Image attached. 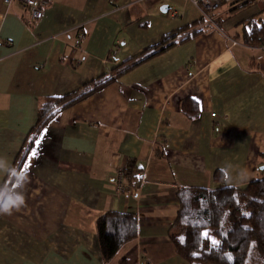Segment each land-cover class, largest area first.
Here are the masks:
<instances>
[{"label":"crops","instance_id":"obj_1","mask_svg":"<svg viewBox=\"0 0 264 264\" xmlns=\"http://www.w3.org/2000/svg\"><path fill=\"white\" fill-rule=\"evenodd\" d=\"M261 1L182 41L192 29L178 33L119 73L122 61L198 19L191 0H49L33 21L19 1L0 0V195L24 199L0 213V264H188L170 238L177 190L242 186L262 170L264 38L247 45L237 30ZM79 30L80 49L69 48ZM112 75L37 130L43 97ZM188 96L194 117L180 107ZM130 159L141 171L118 191L109 179ZM108 210L133 212L136 236L104 262L95 220Z\"/></svg>","mask_w":264,"mask_h":264},{"label":"trees","instance_id":"obj_2","mask_svg":"<svg viewBox=\"0 0 264 264\" xmlns=\"http://www.w3.org/2000/svg\"><path fill=\"white\" fill-rule=\"evenodd\" d=\"M202 24L208 26L204 29L201 28ZM211 27L210 22L200 15L179 31L166 32L157 43L145 47L137 56L122 61L118 72L174 44L178 33L180 35L192 29L186 36L178 37V41H182ZM259 31L260 27L256 24L254 27L243 25V42L251 46L260 45L263 38ZM128 61L129 64H125ZM116 75L88 82L63 95L43 97L39 105L37 130L63 109L100 90ZM180 107L188 117H194L198 112V102L191 96L185 97ZM258 156L264 165V150H259ZM141 168L135 160L130 159L123 166L124 176L136 178ZM213 178L223 181L224 174L216 169ZM176 197L178 208L172 225L181 228L182 234L171 233L170 237L176 254L188 264H264V168L242 186L222 183L212 189L182 187L177 190ZM95 228L101 259L107 262L124 243L135 238L136 217L131 211L108 210L96 218ZM205 231L208 236L202 234ZM211 238L219 243L214 245Z\"/></svg>","mask_w":264,"mask_h":264},{"label":"built area","instance_id":"obj_3","mask_svg":"<svg viewBox=\"0 0 264 264\" xmlns=\"http://www.w3.org/2000/svg\"><path fill=\"white\" fill-rule=\"evenodd\" d=\"M12 1H19L27 10V20L33 21L40 19L43 15V9L49 4V0H3V3L9 5ZM253 0H191V2L198 8L200 15H202L208 22L215 23L212 20L208 12L217 9L222 3H228L231 6H240L245 3H249ZM172 15H176V11H172ZM85 34L79 30L75 35L74 41L69 48L80 49L81 41L84 39ZM117 61V59H115ZM214 115V113H211ZM123 166L119 167L115 174L109 179L111 183L116 185L118 191H123L126 185L123 183ZM143 264H152L149 261H145Z\"/></svg>","mask_w":264,"mask_h":264},{"label":"rangeland","instance_id":"obj_4","mask_svg":"<svg viewBox=\"0 0 264 264\" xmlns=\"http://www.w3.org/2000/svg\"><path fill=\"white\" fill-rule=\"evenodd\" d=\"M229 8H230V6H229L228 3H222L217 9L209 11L208 15L215 22H219V19H218L219 15L220 14H224V13H227L228 15L232 14L235 17L237 16V18H241L242 15H247V14H244V12L241 13V11L244 9L243 7L237 8L235 10L228 11ZM252 12H253L252 15L244 17V19H242L237 24V30L238 29H240V30L242 29L243 30V25L244 26L247 25V26H253L254 27V25L256 24L257 27L258 26L260 27L259 35L262 38H264V2L261 1L259 3L258 8L257 9H253ZM172 227H173V225H172ZM173 234H175V235L182 234V229L179 228V227H176V230H175V232Z\"/></svg>","mask_w":264,"mask_h":264},{"label":"clouds","instance_id":"obj_5","mask_svg":"<svg viewBox=\"0 0 264 264\" xmlns=\"http://www.w3.org/2000/svg\"><path fill=\"white\" fill-rule=\"evenodd\" d=\"M16 175V173H12ZM26 180V174H20L16 176L17 186L22 187L24 181ZM24 199L23 196L16 192H9L3 195H0V213L11 214L13 209H19L23 205Z\"/></svg>","mask_w":264,"mask_h":264},{"label":"snow or ice","instance_id":"obj_6","mask_svg":"<svg viewBox=\"0 0 264 264\" xmlns=\"http://www.w3.org/2000/svg\"><path fill=\"white\" fill-rule=\"evenodd\" d=\"M45 131H46V130H45ZM39 142H40L39 140L36 141L37 144H39ZM36 154H37L36 149H33V150L31 151V153L29 154V159H30L31 157H34ZM28 167H29L28 162H24L23 167L21 168V173H23ZM245 215H248V213H245ZM202 234L205 235V236H208V235H209L207 231H205V232L202 233ZM211 239H212V243H213L214 245H216V244L219 243V241L215 240V238H211Z\"/></svg>","mask_w":264,"mask_h":264},{"label":"water","instance_id":"obj_7","mask_svg":"<svg viewBox=\"0 0 264 264\" xmlns=\"http://www.w3.org/2000/svg\"><path fill=\"white\" fill-rule=\"evenodd\" d=\"M161 10H162V11H165V10H164V9H162V8H161ZM259 168H260V169H263V168H264V165H262V164H261V165H259Z\"/></svg>","mask_w":264,"mask_h":264}]
</instances>
